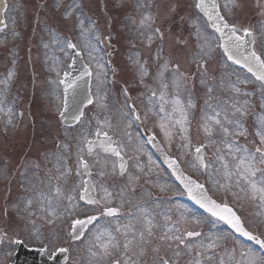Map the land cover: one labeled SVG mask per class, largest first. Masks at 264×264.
<instances>
[{
    "label": "rangeland",
    "instance_id": "1",
    "mask_svg": "<svg viewBox=\"0 0 264 264\" xmlns=\"http://www.w3.org/2000/svg\"><path fill=\"white\" fill-rule=\"evenodd\" d=\"M220 1L222 11L231 23L256 29L259 36L264 34L261 22L256 27L255 20L258 17L253 14L254 8L250 0H237L238 6H234L229 0ZM194 2V0H8L7 27L0 32V231L3 232L0 264H9L13 261L12 252L15 247L11 241L17 238L30 245L50 246V253L64 246L70 254L66 264H90L89 241L93 232L104 225L105 218H101L82 241L72 243L69 240V223L72 217L47 216L39 210L38 201L40 193L52 197L56 186L61 190L60 202L64 206H67L68 201L63 197L78 196L80 178L75 175L78 138L83 135H89L91 138L90 130L97 127L96 120L105 118L112 125L113 131L110 134L117 139L125 140L128 156L139 158L152 169L148 173L146 167L147 174H139L140 179L135 185L136 191L126 193L129 198L138 200L141 204L147 201L144 206L154 214L167 213L175 219L184 213L187 217L186 227L195 228L206 237H224L221 243L227 245L229 249L233 246L239 249L241 245L254 249L252 245H245L234 238L220 228L217 221L199 213L184 201L183 192L175 185L170 172L156 161L141 139L139 131L144 128L155 135L170 155L175 154L176 144L180 142L179 135L174 134L176 139L170 150L158 128L153 129V119L150 118L145 123L133 120V126L126 129V120L122 117V112L128 111L127 101L136 105L143 118L149 87L157 86L154 78L158 66L164 62L163 59L155 58L162 47V56L171 61L172 65L179 62L182 71L197 77L193 89L197 109L192 114L191 132L194 142L203 139L196 129L200 119L199 108L205 99V88L199 83L191 58L198 51V44L203 43L202 37L197 40V25L204 34H212V31L205 26L203 18L194 9ZM226 4L231 9L230 14L225 10ZM142 14L155 18L152 27H159L164 33L163 42L154 37L149 43L147 37L151 32L139 27ZM80 21H83V25ZM89 30L100 35L99 42L92 40L96 45L93 55L97 58L98 64L92 61L84 47L85 35H88ZM57 37L61 40L71 39L77 44V49L82 51L94 71L92 80L94 102L104 105L87 106L81 123L69 128L63 126L57 111L62 97L57 82L62 79L63 71L67 70L71 56L69 51L67 54L60 51L55 39ZM45 44L48 45L47 48L44 47ZM261 51L264 49L260 48L259 52ZM136 61L139 64L135 63ZM140 65L148 71L144 84L140 83ZM57 71L61 72L60 76H57ZM97 72L101 73L103 83L96 79ZM9 73L12 74L10 79ZM207 73L208 83L215 86L216 95L221 99H228L231 95L232 84L241 88L242 93H248L247 96L241 94L237 97L240 101H249L248 114L242 118L248 136L247 140L244 137L237 139L241 144L252 147L254 125L258 124L260 117H264L262 107L264 98L259 82L243 70L229 65L220 49L215 47L207 61ZM167 75L166 73L165 76ZM245 80L247 83H241ZM97 92L100 93L99 98ZM16 117L19 122L14 123ZM9 120L11 123H8ZM124 131L131 133V140L123 137ZM62 142L70 147L58 148L57 145ZM140 145L143 146L142 151L137 150ZM212 150L211 147L207 150L208 157H211ZM56 155H63L66 166L72 170L66 177L59 176L56 171ZM89 159L95 160L97 157ZM129 165V172H136L131 166V159ZM102 167L101 158L100 163L91 169L94 181L102 179L105 186L114 193L117 192L126 179L109 176L101 178L98 174ZM185 171L188 173L189 170ZM33 184L35 189L27 190ZM160 185L165 186L166 191L161 192ZM101 194L97 192V198ZM212 195L221 201L220 195L214 193ZM28 198L34 201L30 209L34 215H28L25 204L21 203ZM228 198L231 201V197ZM73 203L80 204L82 211L79 217L96 214L89 212L91 206L83 205L78 199ZM232 206L245 218L246 223L256 224L264 220V216L257 215L264 210L258 209L243 198L239 202L232 201ZM124 211L135 209L132 205L126 204ZM126 219L127 217H121L117 222ZM197 220L198 224L195 223ZM156 222L163 223V215H156ZM259 228L258 230L264 231V227ZM254 250L257 256L261 255L259 251ZM188 259V256H182L180 264H184Z\"/></svg>",
    "mask_w": 264,
    "mask_h": 264
},
{
    "label": "snow or ice",
    "instance_id": "2",
    "mask_svg": "<svg viewBox=\"0 0 264 264\" xmlns=\"http://www.w3.org/2000/svg\"><path fill=\"white\" fill-rule=\"evenodd\" d=\"M229 2L238 6L237 0H229ZM256 6L264 16V3L257 0ZM193 7L202 14L205 26L212 29V34H204L197 25L196 37L198 41L202 37L203 43L198 44V51L191 58L199 83L205 88V99L199 108L200 119L196 129L203 139L194 142L191 132L192 114L197 109L193 91L197 77L182 71L179 62L172 65L171 61L162 56V47L155 58L163 59L164 62L158 66L154 78L157 86L149 87L147 100L144 103V116L141 117L134 103L129 104L126 101L128 111L122 112V117L126 120L125 128H131L133 120L145 123L151 118L153 129L158 128L159 134L170 150L176 139L174 134H178L180 142L176 144L175 154L170 156L165 153L164 158L188 198L195 201L212 217L223 221L233 233L239 234L240 237L264 250V231L258 230L259 227H264V220L256 224L246 223L245 218L232 206V201L239 202L243 198L258 209L264 210V117H260L258 124L254 125L252 147L241 144L237 137H244L247 140L248 136L242 118L248 114L249 101H240L237 97L241 94L247 96L248 93H242L241 88L232 84L231 95L228 99H221L216 95L215 86L208 83L207 73V61L211 58L214 47L220 48L232 64L245 68L255 81L259 82L264 98V51L258 53L255 50V38L251 28L231 23L221 14L217 0H195ZM4 10L7 11L6 3ZM225 10L231 13L227 4ZM80 23L83 25V21ZM154 24L153 16L142 14L139 27L151 32L147 37L149 43L154 37L163 42L165 35L159 27L153 28ZM0 25L7 27L3 18H0ZM3 27H0V31H3ZM261 27L264 28V22L261 23ZM55 39L60 51L66 54L68 51L74 53V56L70 57L71 63L67 65V70L62 73L63 78L57 82L64 86L61 104L57 109L59 117L62 121L67 120L69 127H73L81 123L85 113L80 109L79 104L75 108L71 106L68 98L69 90L75 92L78 82L85 77L91 78L93 72L89 65H82L80 75L72 78L71 72L76 66L75 57L82 58V51L77 49V44L71 39L61 40L58 37ZM93 39L99 42L100 35L89 30L88 35H85L84 47L92 57V61L98 64L97 58L93 55L96 51V45L92 43ZM214 41L215 45H213ZM44 47L47 48L48 45L45 44ZM135 63L139 64L138 61ZM11 75L9 73V79ZM60 75L61 72L57 71V76ZM146 76L148 71L140 65L141 84L145 83ZM96 79L99 83H103L101 73L97 72ZM125 94H127L126 89ZM97 96L100 97L99 92ZM85 100L88 105L104 107L103 104L93 101L90 89L89 95L79 103L83 104ZM8 123H11V120ZM96 124L97 127L90 130L91 138L89 135L78 138L75 172L80 178L78 196L63 197L68 201L67 206H64L60 202L61 190L56 186L52 197L40 193L38 201L39 210L47 216L72 217L70 235L74 239H81L89 225H94L101 218H105L104 225L93 232L89 241L90 264H180V258L185 255L189 259L184 264H264V254L257 256L252 248L241 245L239 249L235 246L229 249L227 245L221 243L224 237H206L199 230L186 227L187 217L184 213L175 219L167 213L154 214L144 206L147 201L141 204L138 200L129 198L126 193L136 191L135 185L140 179L139 174H147L145 173L147 165L135 156H128L125 140L117 139L110 134L113 129L107 118L97 119ZM123 137H127L128 140L132 138L128 131L123 132ZM155 141L156 136L153 135L148 142L155 143ZM57 147L67 149L70 145L62 142ZM210 147L213 150L211 157H208L207 150ZM137 150L142 151L143 146L140 145ZM91 157L97 159L90 160ZM101 158L103 167L98 174L101 178L109 176L126 179L123 186L115 193L105 186L102 179L94 181L91 169L100 163ZM55 159L59 176L66 177L71 173L72 170L66 166L63 155H56ZM130 159L131 166L136 172H129ZM148 159L150 164L151 157ZM185 169L189 170L188 174ZM151 171V167H147V172ZM159 187L161 192L166 191L165 186ZM34 189L35 184L27 190ZM97 192L102 193L99 198L96 196ZM213 193L221 196L220 202L213 199ZM77 199L84 205L91 206L88 211L96 214H85L84 218H78L82 209L79 203H73ZM33 202L31 198L21 202L25 204L28 215L35 214L30 211ZM126 204L132 205L135 211L125 212ZM156 215H163V223L156 222ZM257 215L264 216V211L258 212ZM121 217H127L126 221L117 222ZM195 223L198 224L199 221ZM11 243L20 245L24 241L17 238ZM67 251L66 248L59 249L62 253Z\"/></svg>",
    "mask_w": 264,
    "mask_h": 264
},
{
    "label": "water",
    "instance_id": "3",
    "mask_svg": "<svg viewBox=\"0 0 264 264\" xmlns=\"http://www.w3.org/2000/svg\"><path fill=\"white\" fill-rule=\"evenodd\" d=\"M5 0H0V18H3V20H4V5H5ZM217 3H218V0H217ZM0 27H3V25H0ZM85 84H87V81L86 80H84V85ZM81 91H82V89H80V93H78V99H76V105L77 104H79V107H81L83 104H80L79 102L81 101V100H83L84 99V97H85V95H86V90H85V92L84 93H81ZM76 105H74V108H75V106ZM155 147H158V144H157V142L155 141V143H152ZM159 148V147H158ZM160 149V148H159Z\"/></svg>",
    "mask_w": 264,
    "mask_h": 264
}]
</instances>
